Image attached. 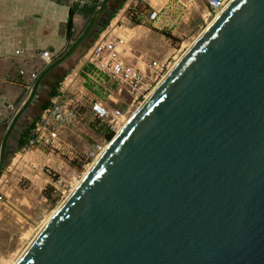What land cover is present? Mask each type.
<instances>
[{"label": "water", "instance_id": "water-1", "mask_svg": "<svg viewBox=\"0 0 264 264\" xmlns=\"http://www.w3.org/2000/svg\"><path fill=\"white\" fill-rule=\"evenodd\" d=\"M102 0L45 66L89 40ZM15 264H264V0H232L96 158Z\"/></svg>", "mask_w": 264, "mask_h": 264}, {"label": "rangeland", "instance_id": "rangeland-1", "mask_svg": "<svg viewBox=\"0 0 264 264\" xmlns=\"http://www.w3.org/2000/svg\"><path fill=\"white\" fill-rule=\"evenodd\" d=\"M167 2L177 7L174 14L169 13L167 15L169 17L167 27H162V24H157V27L149 24L139 26L137 25L138 22L133 21L127 22L124 27L117 29L119 34L126 35L130 39L131 48L136 54L165 62L169 67L168 71L165 72V76L217 16L207 7L205 0H152V4L158 9L166 7ZM116 17L117 15L114 19ZM117 21L118 19L115 23ZM78 35H74L72 41ZM0 63H2L0 64V94L5 92V85L8 82L16 83L18 87L22 88L18 98L13 101L8 116L3 123L7 128L13 115L29 95L30 89L20 86V84H23V80H18V77L13 76L15 74L11 75L17 69V64L14 61H0ZM78 65L79 61L71 67L69 74L81 73L82 67L79 68ZM38 66L35 67L38 68ZM8 75L10 76L8 77ZM161 80H158L153 89ZM153 89L146 96L150 95ZM90 90L93 97L108 102L102 89L92 90L90 88ZM146 96L141 97L134 103L132 98L127 96L125 99L128 104L117 106L127 113L124 124L144 102ZM40 98L39 100L35 98L33 104L21 117L12 133L13 137L17 133H22L39 114L43 100H40ZM124 124L119 127L117 132ZM111 132L107 127L100 126L91 109L86 107L81 109L78 122L65 131L67 141L77 151L76 156H63L51 151L44 153L30 151L27 154L21 153L18 156L20 150L10 149L7 152L5 166L1 171V174L5 171L4 173L9 180L6 186L1 188L5 201L0 202V264H15L42 226L78 185L81 178L96 160V157L85 159L84 153L88 150L93 151L97 144L105 146L109 144L117 134L114 131L113 137L109 139L107 135ZM44 165L54 169L56 173L55 181H57L55 186L51 184L52 179L44 173Z\"/></svg>", "mask_w": 264, "mask_h": 264}, {"label": "built area", "instance_id": "built-area-1", "mask_svg": "<svg viewBox=\"0 0 264 264\" xmlns=\"http://www.w3.org/2000/svg\"><path fill=\"white\" fill-rule=\"evenodd\" d=\"M60 1L67 2L71 7L83 9L94 6L102 0ZM231 1L205 0L207 7L214 13L222 11ZM176 9L177 7L172 3L156 9L149 0H128L124 10L115 18L118 21L113 23L112 20L83 56L82 61L85 67H89L88 70L69 74L65 78L59 93L43 110L30 131L26 145L17 156L30 151L38 153L51 151L58 155L76 156L77 151L67 141L65 131L78 122L81 109L86 107L91 109L100 126L117 132L127 117V113L117 106L127 105L128 101L125 99L127 96L132 98L133 103L145 97L169 69L166 63L159 59L136 54L131 48L130 39L126 35L119 34L117 29L124 27V20L136 21L139 26L149 24L157 27V24H162V27H167L169 25L167 15L174 14ZM22 54L23 50L19 48L16 55ZM38 57L42 61V67L39 72L30 73L28 89H31L40 71L54 60V54L49 50L42 51ZM19 74L26 77L27 71L21 68ZM90 88L102 89L108 102L93 97ZM104 147L103 144H97L93 151L88 150L84 153L85 159L97 158L98 154L104 151ZM43 171L52 179L51 184L55 186L57 181H55L54 169L45 165ZM8 180L3 172L0 176V202L5 201L1 188L6 186Z\"/></svg>", "mask_w": 264, "mask_h": 264}, {"label": "crops", "instance_id": "crops-1", "mask_svg": "<svg viewBox=\"0 0 264 264\" xmlns=\"http://www.w3.org/2000/svg\"><path fill=\"white\" fill-rule=\"evenodd\" d=\"M149 1L152 4V0ZM127 2L128 0H110L109 11L117 15L124 10ZM152 6L155 7L153 4ZM71 8L67 2L60 0H0V61L9 60L17 64L16 72H12L11 75L15 74L13 75L14 77H18V80H23V84H20L23 88L28 89L30 73L35 71L39 72L41 69L42 61L38 55L42 51H51L55 59L61 56L72 42L67 37V22ZM124 22L127 23L129 21L124 20ZM73 23L74 35H78L87 23V18L83 10H76ZM19 48L23 50V54L20 56L16 55V51ZM76 58L77 53L54 71L55 73H51L48 76L49 80L52 82L57 81L61 71L69 69L68 64ZM37 65H39L38 68L35 67ZM78 67H82V71L88 70L89 68L84 66L82 58ZM21 68L27 71L26 77L19 74ZM4 90L5 92L0 94L1 141L6 131L3 123L8 116L7 114L13 105V101L18 98L22 88L18 87L16 83L8 82ZM20 135L21 133H17L15 137L11 138V141H9V150L16 149L17 140Z\"/></svg>", "mask_w": 264, "mask_h": 264}, {"label": "trees", "instance_id": "trees-1", "mask_svg": "<svg viewBox=\"0 0 264 264\" xmlns=\"http://www.w3.org/2000/svg\"><path fill=\"white\" fill-rule=\"evenodd\" d=\"M100 5H101V1H99V3L94 5V6L86 7V8L81 9V10H83V13L85 14V16H86L88 21H89L90 17L92 16V14L94 13V11ZM77 9H78L77 7H72L71 10H70L69 19H68V22H67V37H68V40H72L74 38L73 17H74V14H75ZM109 9H110V3L108 5L105 13L103 14L102 18L100 19V21L98 22L97 26L95 27V30H94L93 34L90 36L89 40L77 52V58L75 60H72V62H70L68 64L69 65V69L62 70L57 81L52 82L47 77L45 82H43L41 84V86H40V88L38 90L37 96H36L37 100H39L40 97H41L40 100L43 99L42 103H41V107H40V112L36 116V118L32 120L30 125L27 128H25L24 131L21 133L20 137L17 140V145H16V149L15 150L19 151L26 145V143L28 141V138H29V134H30L31 129L35 126V123L37 122V120L41 116L43 110L45 108H47L51 104L52 99L59 93V89H60L59 86L65 80V78L69 75V70L71 69V67H73L75 64H77V61L80 62L81 58H83L85 53L94 44V42L97 40V38L100 36V34L108 27V25L114 19V17L116 16V13H114L112 11H109ZM39 95H40V97H39ZM44 96H45V98H44ZM107 137L109 139H111L113 137V132L109 133L107 135ZM11 138H10L9 141H11ZM8 151H9V143H8ZM1 173H0V175H1Z\"/></svg>", "mask_w": 264, "mask_h": 264}, {"label": "bare ground", "instance_id": "bare-ground-1", "mask_svg": "<svg viewBox=\"0 0 264 264\" xmlns=\"http://www.w3.org/2000/svg\"><path fill=\"white\" fill-rule=\"evenodd\" d=\"M220 12H221V10H219L216 14L218 15ZM115 20H116V19L113 20V23H115ZM164 76H165V73L163 74L162 77L159 78V80H160V79H163ZM157 82H158V81H157ZM152 89H153V88H152ZM150 91H151V90H150ZM150 93H151V92H150ZM150 93H149V94H150ZM148 96H149V95H148ZM148 96H146V98H147ZM107 146H108V144L104 147V149H105ZM99 156H100V154H98L97 157H99ZM55 211H56V210H55ZM55 211H54V212H55Z\"/></svg>", "mask_w": 264, "mask_h": 264}]
</instances>
